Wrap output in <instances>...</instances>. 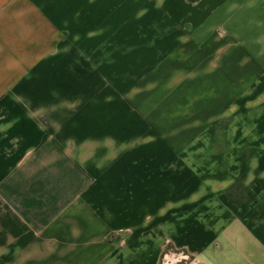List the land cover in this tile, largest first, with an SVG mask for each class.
<instances>
[{
    "label": "crops",
    "instance_id": "0c3cea01",
    "mask_svg": "<svg viewBox=\"0 0 264 264\" xmlns=\"http://www.w3.org/2000/svg\"><path fill=\"white\" fill-rule=\"evenodd\" d=\"M0 264H264V0H0Z\"/></svg>",
    "mask_w": 264,
    "mask_h": 264
}]
</instances>
